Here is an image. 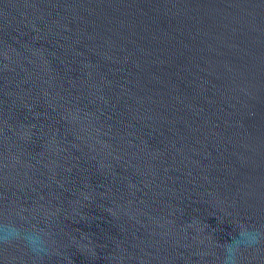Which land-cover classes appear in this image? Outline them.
Instances as JSON below:
<instances>
[{
	"label": "water",
	"instance_id": "obj_1",
	"mask_svg": "<svg viewBox=\"0 0 264 264\" xmlns=\"http://www.w3.org/2000/svg\"><path fill=\"white\" fill-rule=\"evenodd\" d=\"M0 264H264V0H0Z\"/></svg>",
	"mask_w": 264,
	"mask_h": 264
}]
</instances>
